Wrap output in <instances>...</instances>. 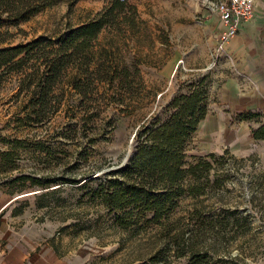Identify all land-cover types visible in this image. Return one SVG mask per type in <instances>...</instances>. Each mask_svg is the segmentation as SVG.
Returning a JSON list of instances; mask_svg holds the SVG:
<instances>
[{
    "label": "rangeland",
    "instance_id": "374dc122",
    "mask_svg": "<svg viewBox=\"0 0 264 264\" xmlns=\"http://www.w3.org/2000/svg\"><path fill=\"white\" fill-rule=\"evenodd\" d=\"M129 1L138 10L137 27L108 26L93 43L96 58L112 47L117 58L137 65L133 93L97 78L86 96L65 87L56 110L28 118L30 95L20 91L16 77L0 83V192L10 194V180L22 174L52 179L46 190L61 185L43 197L21 195L41 191L39 185L11 195L15 219L34 225L39 238H52L66 264H189L187 255H179L182 240L167 234L170 227H194L192 236L209 260L212 253H230L246 264H264V139L252 131L264 124V104L226 91L227 79L243 82L245 76L238 73L240 61L219 49V24L201 17L198 0ZM108 2L46 6L28 21L0 26V36L8 37L0 46L56 41ZM204 77L210 83L208 112L185 149L188 162L211 152L222 157L213 160L206 192L181 195L160 221L137 208L110 210L99 183L85 180L104 179L127 164L143 122L165 117L173 96Z\"/></svg>",
    "mask_w": 264,
    "mask_h": 264
},
{
    "label": "trees",
    "instance_id": "16d2710c",
    "mask_svg": "<svg viewBox=\"0 0 264 264\" xmlns=\"http://www.w3.org/2000/svg\"><path fill=\"white\" fill-rule=\"evenodd\" d=\"M61 1L73 5L78 0H0V26L28 21L46 6ZM138 16V10L129 0H109L91 20L70 27L56 41L48 39L43 43L42 38H37L0 46V83L16 77L20 91L26 90L30 95L26 106L28 118L47 117L56 110L66 93L65 87L71 86L86 96L97 78L116 84L119 92L133 93L134 78L139 74L137 65L117 58L112 47L101 49L104 56L96 58L98 51L93 41L108 26L120 31L125 26L136 28ZM7 39L0 36V43ZM209 84L204 77L184 85L187 91L173 96L165 117H154L137 129L134 153L127 164L104 175V179L100 176L85 180L99 183L100 198L110 210L129 208L130 213L137 208L139 212L151 213L152 220L160 221L167 216L166 211L176 206L181 195L199 196L206 192L205 185L213 180V160L222 157L211 152L188 162L185 147L208 112ZM248 116L243 118H252ZM252 131L254 137L264 139V124ZM21 181L29 183L20 185ZM52 181L42 182L38 176L22 174L10 180L14 185L10 194L24 186L39 185L41 191L36 192L37 197H43L61 187L46 190ZM195 231L194 227L186 230L170 227L167 232L172 238L182 240L184 248L179 255H187L189 264H246L230 253L217 255V249L214 251L217 256L212 253L209 260L208 252L198 244L199 238L192 236Z\"/></svg>",
    "mask_w": 264,
    "mask_h": 264
},
{
    "label": "crops",
    "instance_id": "0c3cea01",
    "mask_svg": "<svg viewBox=\"0 0 264 264\" xmlns=\"http://www.w3.org/2000/svg\"><path fill=\"white\" fill-rule=\"evenodd\" d=\"M252 17L245 21L240 31L233 36L226 51L239 63L240 75L225 82L226 91L237 94L240 99L252 104H264V0H256ZM233 59V60H234ZM240 59V60H239ZM238 63V62H237ZM250 102V101H249ZM252 109V106L250 107ZM250 109V110H251ZM7 192H0V264H66L55 248L52 238H39L35 226L21 224L14 215V201Z\"/></svg>",
    "mask_w": 264,
    "mask_h": 264
},
{
    "label": "built area",
    "instance_id": "2783aa9c",
    "mask_svg": "<svg viewBox=\"0 0 264 264\" xmlns=\"http://www.w3.org/2000/svg\"><path fill=\"white\" fill-rule=\"evenodd\" d=\"M200 15L206 21L214 18L219 24V49H226L243 23L253 16L256 0H198Z\"/></svg>",
    "mask_w": 264,
    "mask_h": 264
},
{
    "label": "water",
    "instance_id": "95a60500",
    "mask_svg": "<svg viewBox=\"0 0 264 264\" xmlns=\"http://www.w3.org/2000/svg\"><path fill=\"white\" fill-rule=\"evenodd\" d=\"M36 192H38V190H36V191H28V192L22 193L21 195L36 194Z\"/></svg>",
    "mask_w": 264,
    "mask_h": 264
}]
</instances>
